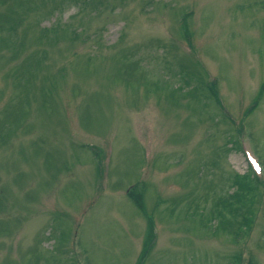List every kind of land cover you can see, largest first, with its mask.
Segmentation results:
<instances>
[{"label": "rangeland", "instance_id": "374dc122", "mask_svg": "<svg viewBox=\"0 0 264 264\" xmlns=\"http://www.w3.org/2000/svg\"><path fill=\"white\" fill-rule=\"evenodd\" d=\"M250 257L264 0H0V264Z\"/></svg>", "mask_w": 264, "mask_h": 264}, {"label": "trees", "instance_id": "16d2710c", "mask_svg": "<svg viewBox=\"0 0 264 264\" xmlns=\"http://www.w3.org/2000/svg\"><path fill=\"white\" fill-rule=\"evenodd\" d=\"M239 182V181H238ZM237 186H238V183H237ZM242 187H241V189L243 190L245 187H243V185H241ZM251 190H250V188L248 187V188H245V193H243L245 196H247L248 195V192H250ZM233 197V196H232ZM235 197H238V196H235ZM135 201L137 202V203H140V197H137V198H135ZM249 220V217L248 218H246L245 219V221H244V223L245 224H247V221ZM151 238V236H149L148 238H147V241H146V245H145V249H144V253H146L148 250H149V245L150 244H148V240ZM147 244H148V247H147ZM240 259L241 258H237V261L235 262V264H237L239 261H240ZM246 264H258L257 263V261L254 259V258H249L248 260H247V263Z\"/></svg>", "mask_w": 264, "mask_h": 264}]
</instances>
